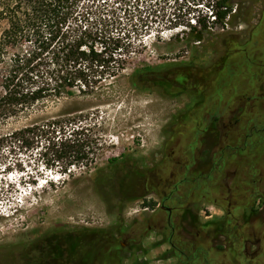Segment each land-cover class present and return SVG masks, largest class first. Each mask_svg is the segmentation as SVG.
Masks as SVG:
<instances>
[{
    "label": "rangeland",
    "instance_id": "rangeland-1",
    "mask_svg": "<svg viewBox=\"0 0 264 264\" xmlns=\"http://www.w3.org/2000/svg\"><path fill=\"white\" fill-rule=\"evenodd\" d=\"M216 1L141 0L127 13L104 10L101 1L89 24L70 21L73 30L90 27L99 51L110 37L132 48L129 56L119 48L125 69L102 80L103 96L75 87L73 99L0 131L72 111L77 127L94 128L100 139L87 148L89 168L71 167V174L62 162L47 168V137L30 148L0 147V264H185L176 258L181 251L191 259L197 253L191 264H264V0H235L223 24L213 23ZM107 43L108 53L118 47ZM214 153L220 168L226 163L222 171L202 165V154ZM186 167L191 180L177 190ZM171 190L169 205L184 217L175 218L178 251L167 243L166 213L153 212ZM203 195L231 215L223 207L216 222L214 208L206 220ZM74 243L84 251L70 254Z\"/></svg>",
    "mask_w": 264,
    "mask_h": 264
},
{
    "label": "trees",
    "instance_id": "trees-1",
    "mask_svg": "<svg viewBox=\"0 0 264 264\" xmlns=\"http://www.w3.org/2000/svg\"><path fill=\"white\" fill-rule=\"evenodd\" d=\"M84 1L87 0H0V25L4 27L0 35V131L11 120L38 108L73 99L75 87L82 96H103V87L99 85L102 80L107 76L114 80L125 69L126 60L118 52L123 47L129 56L131 43L120 46V37H110L107 41L116 42L117 49L108 53L106 41L99 51L90 27L78 26L73 30L69 23L77 16L89 24L96 2L105 1L104 10L108 7L113 13H127L128 8L139 10L141 0H119L112 5L106 0H88V5ZM234 1L219 0L211 6L213 23L226 22L232 15ZM196 24L206 29L210 22L198 17ZM27 45L29 50H25ZM152 73L153 70L147 71L142 78L148 79ZM77 123L74 112H61L0 134V147L11 141L30 148L36 140L47 137L49 148L44 157L53 156L47 168L56 164L58 168L62 162L63 171L71 174V167L86 164L89 168L93 160L92 150L87 148L100 140L93 133L94 128L79 129ZM57 135L61 136L59 143L54 141ZM82 250L83 245L74 243L69 253Z\"/></svg>",
    "mask_w": 264,
    "mask_h": 264
},
{
    "label": "flooded vegetation",
    "instance_id": "flooded-vegetation-1",
    "mask_svg": "<svg viewBox=\"0 0 264 264\" xmlns=\"http://www.w3.org/2000/svg\"><path fill=\"white\" fill-rule=\"evenodd\" d=\"M235 123V126L238 124V122L237 121H235L234 122ZM249 137V136H248ZM247 137V138H248ZM235 141L237 142V140L235 139ZM223 149H224V151H223ZM223 149H221L220 151H221V153H223V154H225L226 153V150L227 149H231V146L230 145H227L225 148H223ZM234 150H238V147H235V149ZM213 158L212 159H209V158H207V156L206 155H203L202 154V158H206L204 161H202V165H203V167H205V166H210V164H211V166L213 167V168H217V167H219V170L218 171H222V168H223V166L224 165H226V163L224 162L222 165H221V168H220V165H217V159H215L216 158V153H214L213 155ZM220 159H221V161L224 159V158H222V157H220ZM215 160V161H214ZM190 173H191V168L190 167H186V173H185V177L183 178V180L180 182V183H178L177 184V186L175 187L177 190H178V187H179V184L181 185H184V184H186V183H189L190 182V178H189V175H190ZM206 178H209V176L208 177H206ZM167 186H172V184H171V182H169L168 184H167ZM175 191V190H174ZM174 193H173V190H171L169 193H166L165 195H164V197H163V201L161 202V204L159 205V209H158V211L155 209V210H153V212H159V211H161V212H165L166 213V218H165V221H164V229L167 231V232H170V236H169V238H168V240H167V243L170 245V247H171V249L172 250H179L178 249V247L175 245V243H174V235L176 234V228H177V226H176V222H175V218L176 219H182V217L183 216H181V214L179 213V209L181 210V208H178V207H176V206H171V205H169L170 204V201H172L173 200V197H174ZM203 199H205V200H208V202L209 203H213V204H219V205H221L222 207H224L225 209H226V212H227V214L228 215H231V211L229 212L228 210H227V208L222 204V202H221V200L220 199H218V198H215L214 200H212V198L211 197H209V196H207V195H203ZM147 209H149V207H147ZM198 217H199V215H198ZM184 218V217H183ZM182 220H184V219H182ZM157 228V227H156ZM152 229H153V227H151V226H149V230H151L152 231ZM198 237H200V234L198 233V235H197ZM249 242V240H246V243H248ZM257 242H253V244H256ZM252 244V245H253ZM247 247V246H246ZM247 250V249H246ZM255 256H256V253H254V255L251 257L253 260L255 259ZM192 257H194V258H192L191 259V257H189V254L186 252V251H181V252H179V254H177V259H179L180 260V258H183V262L185 263V264H191V262L190 261H192L193 259H198L199 257H198V255H197V253H193V256ZM184 258L186 259V260H184ZM250 264H253V261L251 260L250 261Z\"/></svg>",
    "mask_w": 264,
    "mask_h": 264
},
{
    "label": "crops",
    "instance_id": "crops-1",
    "mask_svg": "<svg viewBox=\"0 0 264 264\" xmlns=\"http://www.w3.org/2000/svg\"><path fill=\"white\" fill-rule=\"evenodd\" d=\"M219 209V212H216V217L214 218V215H213V209ZM222 206L219 205V204H211L208 205V207L206 208V211H205V215H206V220H213V218L216 220V222H220L223 220V216H224V212L222 211ZM221 209V210H220ZM209 212V213H208ZM205 220V222H206Z\"/></svg>",
    "mask_w": 264,
    "mask_h": 264
}]
</instances>
